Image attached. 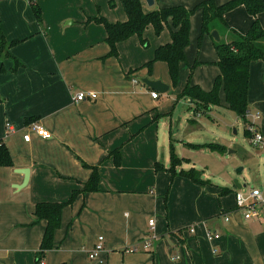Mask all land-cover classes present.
Wrapping results in <instances>:
<instances>
[{"label":"crops","instance_id":"crops-1","mask_svg":"<svg viewBox=\"0 0 264 264\" xmlns=\"http://www.w3.org/2000/svg\"><path fill=\"white\" fill-rule=\"evenodd\" d=\"M204 1L155 0L150 7L142 0L146 12L174 6L191 10ZM228 1L215 0L217 5ZM37 4L41 23L30 0H0L2 30L8 41H19L0 69V141L13 158L12 167H0V264H37L47 226L35 216L37 204L67 203L75 191L84 189L95 168L98 191L82 193L64 208L54 247L43 264H264V219L245 220L235 210L233 187L240 189L235 180L226 182L195 158L204 150L225 155L230 147L192 143L185 134L173 132L178 105L186 103L188 111L193 107L190 100L179 98L188 84L186 72L198 63L189 83L206 92L220 75L217 52L208 56L213 37L207 34L203 44L197 43L202 9L191 17L186 62L180 65L177 86L167 63L146 67L156 50L171 42V21L159 35L151 26L145 31L147 46L133 36L118 43V54L112 56L107 30L94 19L126 22L120 0H37ZM224 18L240 34H246L256 19L244 6ZM257 19L264 28V12ZM15 61L23 66L14 72ZM147 77L161 81L168 91L148 88L142 82ZM82 92L97 97L76 102ZM153 92L159 96L153 98ZM248 102V117L264 135V60L250 66ZM219 107L228 110L225 99L221 106L210 108L213 119L199 114L186 118V123L199 129L218 124ZM34 122L52 138L33 133L25 141ZM182 123L181 115L176 129ZM191 144H219L227 151L194 149ZM172 149L183 160L174 171ZM192 169L205 185L180 175ZM223 189L230 192L222 195ZM226 213L231 214L229 222ZM210 233L220 237L210 239ZM99 236L104 237V250L91 260L89 253ZM134 247L137 250L132 251Z\"/></svg>","mask_w":264,"mask_h":264},{"label":"trees","instance_id":"trees-1","mask_svg":"<svg viewBox=\"0 0 264 264\" xmlns=\"http://www.w3.org/2000/svg\"><path fill=\"white\" fill-rule=\"evenodd\" d=\"M32 10L39 23L42 22V11L37 0H30ZM128 16L126 22L109 23L106 19L100 17L94 19L98 24H103L107 30V42L110 46V55L117 56V45L128 40L133 36H138L144 46L148 42L144 38L145 31L153 26L159 35L165 27H170L171 37L169 44L159 47L155 52L154 59L146 67L150 70L155 62L162 61L167 63L169 73L174 85L179 81L180 65L186 62L185 49L189 45L191 32V17L199 9H202V27L199 38V44L205 35H210L217 31L220 35H228V40L216 41L213 38L214 47L218 54L219 61L216 65L220 69V75L216 78L214 87L206 92L199 86H192L188 83L183 92L179 95L181 99H188L192 103H198L201 106L211 108L221 106L220 92L225 93L227 109L234 113L247 123V117L250 114L248 92H249V73L253 61L264 60V28L260 24L257 16L264 12V0H230L222 5H217L215 0H206L194 9H187L183 6H174L160 8L146 12L142 0H120ZM244 6L247 12L255 17V21L246 34H240L230 28L225 21V14ZM19 41H8L1 27L0 19V69L3 70V60L11 57L10 50ZM23 65L15 61L13 71H17ZM198 66L195 63L191 68V74ZM245 136L250 138L248 130H245ZM194 149L207 147L212 151L225 153L227 149L219 144L208 145H189ZM119 154V153H118ZM183 162L174 149L171 152V167L174 171L177 166ZM13 158L8 147L0 141V167H12ZM161 165H156V170L160 171ZM180 175L191 179L198 185H205L206 182L200 178V174L195 169L182 171ZM99 172L93 169V175L89 182L85 184L82 191H75L67 203H39L36 206L35 216L37 220L47 222L46 230L41 242L37 264L42 261L47 252L54 247V238L56 231L61 227L62 213L66 206L72 204L78 195L86 192H97L99 184ZM230 190L223 189L222 195L229 193ZM66 264V263H63Z\"/></svg>","mask_w":264,"mask_h":264},{"label":"rangeland","instance_id":"rangeland-1","mask_svg":"<svg viewBox=\"0 0 264 264\" xmlns=\"http://www.w3.org/2000/svg\"><path fill=\"white\" fill-rule=\"evenodd\" d=\"M156 34L155 36L158 35ZM200 34L197 41L198 46ZM221 36L224 41L229 38L228 35L221 34ZM205 45L206 44H204V49L207 47ZM210 47L211 49L208 50V56H215L216 49L214 48V43L213 46ZM191 80L192 74L191 71L188 70L185 76V84L189 83ZM221 94L220 99L222 101V99L224 100L225 98L223 94L221 97ZM185 101L187 102L189 100L185 99ZM185 104L181 103L180 106L178 105V110L174 115L175 122L173 123V132L176 135L179 134V136H181L185 134V138L192 143H219L230 147L228 153L225 155L212 154L208 150L202 151L203 156L195 157L199 164L208 166L211 172L220 174L226 182L239 180L241 183H247L248 188L262 187L263 184L261 180L264 179V151L250 144L249 139L245 136V130L251 123V117H247V123H245L241 118L231 113V111L219 107L216 109L222 112L220 122L218 121V124L215 125L213 123L208 124L207 129H199L197 125L186 123V118H194V116L201 114L203 117L205 116L206 119H213L210 118V108L193 102V104L191 103L193 105V107H191L192 110L188 111L185 108ZM180 108L183 109L180 110ZM181 115L183 116V123L179 129H176V122ZM205 118H203L202 121ZM221 121L225 122L222 123ZM245 155L246 158L248 157L247 159ZM240 168H244V171L239 172L238 169ZM233 189L235 191L237 190L235 187H233Z\"/></svg>","mask_w":264,"mask_h":264},{"label":"built area","instance_id":"built-area-1","mask_svg":"<svg viewBox=\"0 0 264 264\" xmlns=\"http://www.w3.org/2000/svg\"><path fill=\"white\" fill-rule=\"evenodd\" d=\"M159 94L157 92L152 93L153 98H157ZM97 95L94 93L86 94L79 93L76 96V102H82L87 100L88 98L96 99ZM9 130H12V126L7 125ZM29 132L24 136V140L29 142L32 134H36L42 139L48 140L52 138V134L47 131L41 124L39 123H31L28 127ZM246 129L250 133L251 137L249 138L250 144L255 146L260 150H264V135L258 131L254 123H250ZM264 181V180H263ZM235 204L236 211L241 213L245 220H258L261 221L264 219V185L262 187H254L248 188L247 185L243 186L240 189H237L235 192ZM224 218L227 222L231 219V214H224ZM155 220L150 221V226L153 227ZM220 236L217 233H210V239H218ZM104 237L99 236L97 244L94 249L89 253V259L95 260L98 258V255L101 251L104 250ZM146 249L150 247L149 241L144 243ZM132 251L137 250L136 247L131 249ZM40 264H43V261H40Z\"/></svg>","mask_w":264,"mask_h":264},{"label":"water","instance_id":"water-1","mask_svg":"<svg viewBox=\"0 0 264 264\" xmlns=\"http://www.w3.org/2000/svg\"><path fill=\"white\" fill-rule=\"evenodd\" d=\"M150 7H152L155 3V0H144ZM212 37L216 40V41H220V35L217 31H214L212 33ZM142 82L148 87L151 88L153 90H157L160 93H165L168 91V86L164 85L161 81L159 80H150L148 77L142 79ZM244 170V168H240L238 169L239 172H242ZM25 175V174H24ZM235 185L238 188H242V186L240 185L238 180H235Z\"/></svg>","mask_w":264,"mask_h":264}]
</instances>
